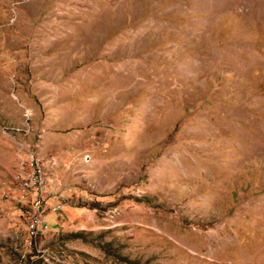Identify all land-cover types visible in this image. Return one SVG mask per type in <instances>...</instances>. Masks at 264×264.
<instances>
[{"label":"rangeland","instance_id":"374dc122","mask_svg":"<svg viewBox=\"0 0 264 264\" xmlns=\"http://www.w3.org/2000/svg\"><path fill=\"white\" fill-rule=\"evenodd\" d=\"M18 146L68 218L0 197V264H264V0H0Z\"/></svg>","mask_w":264,"mask_h":264},{"label":"built area","instance_id":"2783aa9c","mask_svg":"<svg viewBox=\"0 0 264 264\" xmlns=\"http://www.w3.org/2000/svg\"><path fill=\"white\" fill-rule=\"evenodd\" d=\"M13 166L9 178L0 186V197L13 205L25 221L28 237L37 239L60 230L68 218L63 197L52 182L38 154L18 146L12 150ZM58 221L52 225L47 218Z\"/></svg>","mask_w":264,"mask_h":264}]
</instances>
